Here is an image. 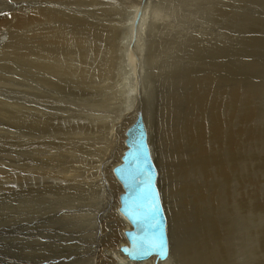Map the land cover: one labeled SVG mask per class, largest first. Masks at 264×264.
Here are the masks:
<instances>
[{
	"label": "bare ground",
	"instance_id": "bare-ground-1",
	"mask_svg": "<svg viewBox=\"0 0 264 264\" xmlns=\"http://www.w3.org/2000/svg\"><path fill=\"white\" fill-rule=\"evenodd\" d=\"M244 1H9L0 66L15 71L16 159L0 200L14 198L15 219L0 243L16 264H264V125L258 89L242 83L264 62L244 61ZM138 114L167 219L164 260L121 250L132 226L114 169Z\"/></svg>",
	"mask_w": 264,
	"mask_h": 264
},
{
	"label": "water",
	"instance_id": "water-1",
	"mask_svg": "<svg viewBox=\"0 0 264 264\" xmlns=\"http://www.w3.org/2000/svg\"><path fill=\"white\" fill-rule=\"evenodd\" d=\"M141 14L140 9L134 23V35ZM125 144L127 149L122 163L114 169V173L125 191L120 197V211L132 229L126 232L129 245L121 250L133 260H145L152 256L164 260L168 257L167 219L157 185L158 170L141 114L127 129Z\"/></svg>",
	"mask_w": 264,
	"mask_h": 264
},
{
	"label": "rangeland",
	"instance_id": "rangeland-1",
	"mask_svg": "<svg viewBox=\"0 0 264 264\" xmlns=\"http://www.w3.org/2000/svg\"><path fill=\"white\" fill-rule=\"evenodd\" d=\"M9 1L10 0H0V17L2 14H4L3 11L5 9L7 10L14 6V3H13L14 1L13 2H9ZM17 3H20V2H17ZM244 3L245 4L243 6V9L238 14V17H237L238 21L241 24H244L243 29L245 30V33H246V34H243V37H244L243 43L246 45L245 47L247 48H244V49L241 48L243 54H244V51L246 50L245 55L248 58V59H245L244 61L245 63H247L248 60L250 59L249 62L252 63L254 60L259 59L258 61L259 62L262 61L263 63L264 62V58H263L264 57V47L258 46L257 44H254V45L252 44L255 43V41L258 39L264 41V0H262L260 5L257 7L253 6L251 1L245 0ZM242 13H245V14H242ZM242 16L244 17L242 18ZM232 17L233 16L230 15V19ZM256 18H259L261 23H258L256 21ZM140 22L145 25L144 21H140ZM204 26H207V25H204ZM7 29H8V25H0V51L7 42V39H5L4 37V34H7ZM234 40L235 39H230L229 43L231 44V42H233ZM1 61L2 59L0 58V62ZM259 66H260V63H259ZM11 68L7 69L6 67L2 68L0 66V191L3 190L4 187L7 188L12 184V178H13L14 168H15L14 167L15 159H16L13 154V150H15L14 149L15 140H14V135H13V130H14L13 126H14V121H15L16 112H17L16 87H15V71L13 69L11 70ZM246 73L247 74H245L242 78L243 87L245 88L252 84L258 89L254 97H255V103L257 105H260V108L257 111V114H255L254 116V123H256L255 125L257 126H261V125H264V70H261L260 68L257 70L251 69L250 72H246ZM257 122L259 123L257 124ZM4 139L8 143V146L6 145L5 148L2 149V141ZM7 149H10V152ZM25 165L26 163H24L23 167H25ZM260 181L264 182V176L260 177ZM2 184L5 186H3ZM263 188H264V185H262V189ZM261 192H260V195H261ZM7 198L0 200V236L4 235L5 237L12 234V231H13L12 228H14L12 224H14V222L12 224H9L10 226L9 225L4 226L3 225L4 220L12 219L13 217L15 219V212L10 207L12 206L11 203H13L12 201L14 198L13 197L11 198L7 197ZM164 207L166 209L165 204H164ZM2 220L3 222H1ZM1 241L2 240L0 239V242ZM11 247L13 248V245L11 246V244L7 242L0 243V248H1L0 249V263L16 264V256H15L16 253L15 251H13L14 248L12 249ZM7 252L8 253L12 252L9 254L10 257L8 256ZM4 255H5V258H4L5 261L3 260Z\"/></svg>",
	"mask_w": 264,
	"mask_h": 264
}]
</instances>
